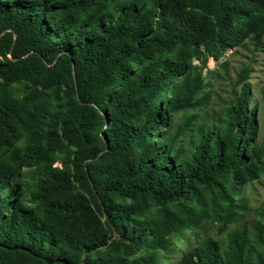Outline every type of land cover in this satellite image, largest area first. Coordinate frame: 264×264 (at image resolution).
<instances>
[{"label": "trees", "instance_id": "16d2710c", "mask_svg": "<svg viewBox=\"0 0 264 264\" xmlns=\"http://www.w3.org/2000/svg\"><path fill=\"white\" fill-rule=\"evenodd\" d=\"M263 37L264 0H0V264H264L248 68L221 126L184 148L173 124L208 58Z\"/></svg>", "mask_w": 264, "mask_h": 264}, {"label": "rangeland", "instance_id": "374dc122", "mask_svg": "<svg viewBox=\"0 0 264 264\" xmlns=\"http://www.w3.org/2000/svg\"><path fill=\"white\" fill-rule=\"evenodd\" d=\"M193 63L197 64V61L193 60ZM243 67L248 68L246 79L250 88L248 108H251L255 103L258 105L255 116L258 125L255 141H261L264 137V113L260 101V91L264 86V37L256 49L244 41L233 49L225 50L218 59L208 58L205 61L202 74L207 83L198 94V96L204 97V103L198 108L178 112L173 116V124L182 127L177 136L176 146L181 145L188 148L189 141L195 140L197 126L201 123L206 126L222 125L224 109L239 90L236 75ZM191 115L194 117L188 122ZM242 194L246 200L247 209L239 220L249 228L253 223L260 222L264 231V173L246 183ZM236 225L237 223L228 225L226 231L221 234L215 232V227H207L204 231L198 232L196 239L199 241L202 238L214 236L223 240L226 232ZM196 239L188 236L187 240H172L175 249L172 252H166L165 255L169 259L177 260L182 252L195 244ZM252 260H254V256Z\"/></svg>", "mask_w": 264, "mask_h": 264}]
</instances>
